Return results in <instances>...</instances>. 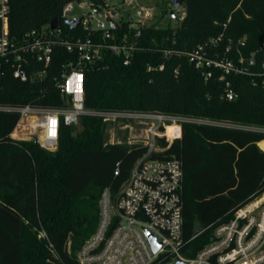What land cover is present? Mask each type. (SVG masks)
<instances>
[{
    "label": "trees",
    "instance_id": "1",
    "mask_svg": "<svg viewBox=\"0 0 264 264\" xmlns=\"http://www.w3.org/2000/svg\"><path fill=\"white\" fill-rule=\"evenodd\" d=\"M80 1L101 2L9 0L11 40L22 44L33 32H48L54 18L65 34L77 32L62 13L67 3ZM154 1L160 18L171 1ZM182 6L180 26L157 21L141 30L129 64L108 52L87 66L84 99L92 112H158L217 123L184 124L182 138L159 155L181 162L184 238L198 251L215 226L264 195V132L254 130L264 128V86L231 76L238 98L228 101L225 84L205 81L186 53L221 33L234 41L245 37L247 53L257 49L264 43V0H186ZM72 60L74 54L58 45L48 68L33 60L24 65L26 80L14 76L12 62L2 63L0 105L66 107L57 81ZM40 71L43 77L31 78ZM19 120L17 112H0V264H79L81 247L99 226L103 192L115 200L147 148L142 142H107L110 127L127 121L83 115L76 125L61 126L57 149L49 151L37 140L10 137Z\"/></svg>",
    "mask_w": 264,
    "mask_h": 264
},
{
    "label": "built area",
    "instance_id": "2",
    "mask_svg": "<svg viewBox=\"0 0 264 264\" xmlns=\"http://www.w3.org/2000/svg\"><path fill=\"white\" fill-rule=\"evenodd\" d=\"M112 1L67 3L62 16L65 21L80 19L79 26L72 29H78L77 32L65 34L58 26L54 31L50 28L48 32H33L25 43L17 44L10 38L9 0H0V66L12 62L16 78L27 79L23 68L29 66L31 60L48 68L58 45L74 54V60L57 81L60 94L67 100L66 107L0 105V112L12 111L20 115L10 137L24 140L17 137L18 129L28 130L30 135L39 130L42 133L40 145L55 151L62 125L73 126L83 115H96L104 122L123 120L127 121L124 125L127 128L139 127L141 139L128 143L142 142L147 148L115 200L108 191L103 192L101 220L96 232L81 247L79 264H264V202L257 204L255 199L241 207L231 219L215 226L210 241L198 251H194L184 238L182 165L176 158L159 155L182 138L184 124L217 123L158 112H92L85 108L87 66L97 64L108 52L129 64L139 49L136 38L142 29L157 22L161 11L154 0ZM126 6L128 10L124 9ZM183 10L181 21L185 16ZM75 11L78 15L69 19L68 15ZM111 21L117 23V27H113ZM125 24L128 31L121 32ZM245 41V37L238 41L226 39L221 33L186 53L188 63L205 81L216 78L225 84L224 97L228 101L238 98L229 80L231 76L250 77L254 85L264 86V43L247 53ZM158 70L163 71L164 65ZM44 74L45 71H40L31 78ZM169 129H174L172 134ZM254 130L264 132V128ZM163 141L166 146H162ZM147 233L160 244L156 252ZM200 234L196 233L193 238ZM41 235L46 236L45 232Z\"/></svg>",
    "mask_w": 264,
    "mask_h": 264
},
{
    "label": "rangeland",
    "instance_id": "3",
    "mask_svg": "<svg viewBox=\"0 0 264 264\" xmlns=\"http://www.w3.org/2000/svg\"><path fill=\"white\" fill-rule=\"evenodd\" d=\"M120 1L121 0H113L112 3H118ZM159 1L161 2V0H159ZM163 2H165V4L168 3L167 0H163ZM167 6H168L167 13L164 14L163 16H161L160 18L159 17L157 18V21H160L159 25H161V26L171 25L174 28L180 26L181 20L179 19V17H180V15H182V13L184 11L183 10L184 7L180 6L178 9H174L171 4H168ZM124 9L128 10L129 7L126 6ZM122 11H124V10H122ZM172 11H174V14L176 15L175 18L171 17ZM77 15H78V11H75L74 13H71L70 15H68V18L73 19ZM27 122L28 121L26 120L25 123H27ZM29 122H31V120ZM173 130L174 129L170 130V134L173 133ZM16 133H17L18 138H21L24 140H37V141H39L40 139H42V133L39 130H37L36 133H34L33 135H30V132L28 130H24V129H18V131H16ZM141 135H142V133H141V130L139 129V127L127 128L126 126H124L122 124L112 125V127H110V129L107 131V142L108 143H115V142L122 143V142H132L134 140L137 141V140L141 139L140 138ZM263 202H264V195H262L261 197H259L256 200L257 204H261Z\"/></svg>",
    "mask_w": 264,
    "mask_h": 264
},
{
    "label": "water",
    "instance_id": "4",
    "mask_svg": "<svg viewBox=\"0 0 264 264\" xmlns=\"http://www.w3.org/2000/svg\"><path fill=\"white\" fill-rule=\"evenodd\" d=\"M171 1V4L172 6L177 9L179 8L181 5H183L185 3L186 0H170ZM174 16V14H172V17ZM66 24L71 28V29H74L76 27L79 26L80 24V19L76 20V21H66ZM111 25L113 27H117V23L111 21ZM50 28L52 31L56 30L58 28V19L57 18H54L52 21H51V25H50ZM148 235V238L152 244V247H153V251L156 252L160 246L159 243L156 242L155 240V237L150 234V233H147ZM178 264H183V263H178Z\"/></svg>",
    "mask_w": 264,
    "mask_h": 264
},
{
    "label": "bare ground",
    "instance_id": "5",
    "mask_svg": "<svg viewBox=\"0 0 264 264\" xmlns=\"http://www.w3.org/2000/svg\"><path fill=\"white\" fill-rule=\"evenodd\" d=\"M171 130V129H170ZM261 147L264 149V142L263 143H261ZM257 200V199H256ZM256 200H255V202H256Z\"/></svg>",
    "mask_w": 264,
    "mask_h": 264
},
{
    "label": "crops",
    "instance_id": "6",
    "mask_svg": "<svg viewBox=\"0 0 264 264\" xmlns=\"http://www.w3.org/2000/svg\"><path fill=\"white\" fill-rule=\"evenodd\" d=\"M262 142H264V141H262ZM260 144V143H259ZM259 144H258V146H259ZM259 148L261 149V147L259 146ZM262 150V149H261ZM263 151V150H262Z\"/></svg>",
    "mask_w": 264,
    "mask_h": 264
}]
</instances>
